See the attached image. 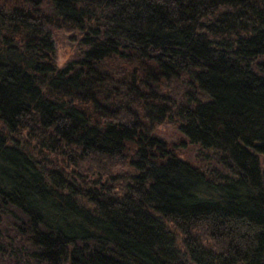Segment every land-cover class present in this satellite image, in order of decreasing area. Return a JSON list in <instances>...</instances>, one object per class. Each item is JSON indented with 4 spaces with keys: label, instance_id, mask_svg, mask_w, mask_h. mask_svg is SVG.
<instances>
[{
    "label": "trees",
    "instance_id": "1",
    "mask_svg": "<svg viewBox=\"0 0 264 264\" xmlns=\"http://www.w3.org/2000/svg\"><path fill=\"white\" fill-rule=\"evenodd\" d=\"M0 264H264V0H0Z\"/></svg>",
    "mask_w": 264,
    "mask_h": 264
},
{
    "label": "rangeland",
    "instance_id": "2",
    "mask_svg": "<svg viewBox=\"0 0 264 264\" xmlns=\"http://www.w3.org/2000/svg\"><path fill=\"white\" fill-rule=\"evenodd\" d=\"M56 35V49L58 50V60L61 63L71 53V46L74 44L75 40H73L72 34L64 30L58 31ZM178 133L179 132L175 129H169L167 135L176 137Z\"/></svg>",
    "mask_w": 264,
    "mask_h": 264
}]
</instances>
